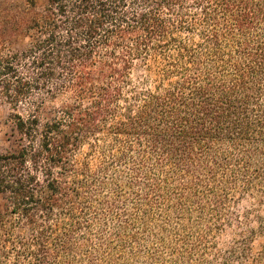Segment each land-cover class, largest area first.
<instances>
[{
  "label": "trees",
  "instance_id": "trees-1",
  "mask_svg": "<svg viewBox=\"0 0 264 264\" xmlns=\"http://www.w3.org/2000/svg\"><path fill=\"white\" fill-rule=\"evenodd\" d=\"M0 104V264H264V0H0Z\"/></svg>",
  "mask_w": 264,
  "mask_h": 264
},
{
  "label": "rangeland",
  "instance_id": "rangeland-1",
  "mask_svg": "<svg viewBox=\"0 0 264 264\" xmlns=\"http://www.w3.org/2000/svg\"><path fill=\"white\" fill-rule=\"evenodd\" d=\"M47 0H36L37 9H41ZM25 44V40L8 41L6 48L9 51L19 50ZM52 104L46 103L42 110V117L47 118L52 112ZM14 113L7 105L0 104V152L5 153L8 151H14L18 143V135L15 131L14 121L11 118V114ZM6 210V200L3 195H0V213ZM225 237L224 240H227ZM257 243V241H256ZM255 243V244H256Z\"/></svg>",
  "mask_w": 264,
  "mask_h": 264
}]
</instances>
